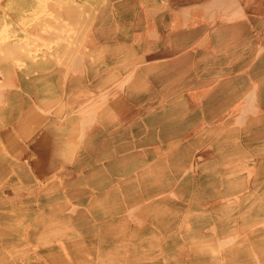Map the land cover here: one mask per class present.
<instances>
[{
	"label": "rangeland",
	"instance_id": "1",
	"mask_svg": "<svg viewBox=\"0 0 264 264\" xmlns=\"http://www.w3.org/2000/svg\"><path fill=\"white\" fill-rule=\"evenodd\" d=\"M110 1L0 0V256L264 264V0L230 24L248 49L179 47L136 2L99 32Z\"/></svg>",
	"mask_w": 264,
	"mask_h": 264
},
{
	"label": "bare ground",
	"instance_id": "2",
	"mask_svg": "<svg viewBox=\"0 0 264 264\" xmlns=\"http://www.w3.org/2000/svg\"><path fill=\"white\" fill-rule=\"evenodd\" d=\"M71 1H75V2H78L79 4L80 3V0H71ZM173 1V2H172ZM170 5H168L167 7H152L148 4L149 0H122V1H119V2H115L114 0H111L108 5L106 7L103 8L104 4H99L98 6V10H99V13H98V31L100 32H103L105 31L108 27H111V23L107 21L106 17L108 16V14L110 12H112L113 14H115L116 12H118V10L120 11H125V12H131L132 11V6H133V3L136 2L137 5H138V8L139 10L136 8L134 9L136 12H144L143 14L149 16V15H152L150 21H145L143 20L141 22V25H145V26H150L152 28H158V29H164L166 27H169L168 25H166L162 20L164 17H168L170 18V27L172 28H176L177 31L179 32L177 34V40L179 43L178 46L181 47V46H185V45H188L189 44V40L190 38L192 37V35L198 31L200 28L202 27H205V26H209V27H212L213 28V31H214V34L211 35L210 37V40L211 42L213 43L214 39L216 40H219V41H226L228 44L231 43L232 46L234 47H237L239 46V49L240 47L242 48H250L249 44L252 43V40L251 39H248L247 37L246 38H242L241 39V36L238 37L237 39L235 38V40H232L230 41V36L232 34L231 30H235V29H232L230 24H233V22H237V20H239L240 18H243L245 19L246 17V12H248L249 10H253V9H249L250 6L252 5L251 1L249 0V4L248 3H245V1H248V0H244V1H241V0H172ZM46 2V1H45ZM226 2H230V10L228 11L227 10V13H218L216 12V10L214 11V9H219L220 10L222 9L223 10V7H225L224 4H226ZM255 2V0H254ZM2 3V2H1ZM228 5V3H227ZM226 5V6H227ZM18 8L19 9H26V10H30V9H33L34 6H33V3L31 2V0H25L24 3H19L18 4ZM229 9V8H228ZM225 10V9H224ZM35 11V10H34ZM40 12V11H39ZM42 12V11H41ZM41 12L39 14H41ZM49 12V11H48ZM215 12V13H214ZM51 13V12H50ZM37 14V13H36ZM52 14V13H51ZM38 15V14H37ZM136 16V15H135ZM52 18H53V15H52ZM54 19V18H53ZM58 20V19H57ZM217 21V20H220L218 22V24H213V21ZM56 22V21H55ZM47 23V22H46ZM139 22L136 21H132L131 24L132 26H137ZM221 23V25H219ZM6 25V24H4ZM217 25H219L220 27V30L217 29L219 27H217ZM43 26V25H42ZM41 27V26H40ZM44 27V26H43ZM60 27V26H59ZM59 27L58 28V32L60 31L59 30ZM3 28V27H2ZM7 28V27H6ZM34 28V27H33ZM49 28V27H48ZM234 28V27H233ZM38 29V28H36ZM53 29V28H51ZM50 29V30H51ZM7 30V29H6ZM57 30V29H56ZM54 30V31H56ZM71 30V29H70ZM69 30V31H70ZM243 30L242 27H236V30H235V33L236 34H240L242 33L241 31ZM39 32L41 31V34H42V31L43 33H47V31H44V30H38ZM37 30L34 32H38ZM49 31V30H48ZM72 31V30H71ZM3 32V31H2ZM26 32V30H25ZM61 32V31H60ZM59 32V33H60ZM63 32V31H62ZM62 32L59 34L60 37H63L61 36ZM27 33V32H26ZM45 33V34H46ZM28 34V33H27ZM30 34V33H29ZM36 34H39V33H36ZM43 34V35H45ZM48 34V33H47ZM40 35V34H39ZM42 35V36H43ZM55 35V34H54ZM155 35V34H153ZM169 35V34H168ZM32 36V34H31ZM30 36V37H31ZM34 36V35H33ZM41 36V35H40ZM52 36V35H51ZM66 36V35H65ZM258 36V35H257ZM260 36V35H259ZM258 36V37H259ZM37 35L34 37L36 39ZM6 38H7V34H6ZM5 38V39H6ZM33 38V40L35 41V39ZM51 38V37H50ZM53 38V37H52ZM58 38V37H57ZM112 38V37H111ZM251 38V37H250ZM23 39V38H22ZM32 39V38H31ZM39 39V38H38ZM54 39V38H53ZM63 39V38H62ZM2 40V38H1ZM41 40V39H40ZM58 40V39H56ZM60 40V39H59ZM65 40V39H64ZM63 40V41H64ZM188 40V41H187ZM37 41V40H36ZM35 43H38L36 42ZM44 41V40H43ZM169 41V40H168ZM28 42V41H27ZM40 42V41H39ZM15 43V46L17 45H21V42L20 41H15L13 42ZM41 43V42H40ZM40 43L38 45H40ZM45 43V42H43ZM32 44V43H31ZM120 44V43H119ZM29 45V44H27ZM74 45V44H73ZM14 46V47H15ZM42 45H40V48H41ZM44 46V45H43ZM50 46V45H49ZM189 46V45H188ZM258 46V45H257ZM11 49H12V52L14 51L15 48H13V45L11 46ZM38 47V46H36ZM186 48V47H185ZM262 48V47H261ZM23 49V48H22ZM51 49V47H50ZM172 49H174V46H172ZM236 49V48H235ZM149 50V49H148ZM243 50V49H242ZM30 51V50H29ZM37 50H35L36 52ZM93 51V50H92ZM96 51V50H95ZM183 51H186L183 50ZM244 50V53L247 52L246 55H244V58L249 55V51H246ZM235 52V51H234ZM94 53V51H93ZM181 53V52H180ZM178 54L177 56L181 57L180 55L181 54H184V53H181V54ZM186 53V52H185ZM187 54V53H186ZM231 54H234L233 52L230 53ZM241 54V53H240ZM239 55V54H238ZM6 56V55H5ZM13 56V55H12ZM185 56V54H184ZM92 57V56H91ZM183 57V55H182ZM243 57V56H242ZM65 58V57H64ZM81 58V57H80ZM237 58V57H236ZM69 59V58H68ZM177 59H179L177 57ZM203 60V59H202ZM205 60V59H204ZM76 61L78 62V60L76 59ZM201 61V60H200ZM17 62V61H16ZM88 62V61H87ZM168 63V61H166ZM165 62V64H166ZM164 64V65H165ZM170 64H171V61H170ZM167 65V64H166ZM169 65V63H168ZM167 65V66H168ZM63 68V67H62ZM188 72V71H187ZM130 78V77H129ZM127 78V79H129ZM254 87V86H253ZM252 87V88H253ZM184 88V87H183ZM111 96V95H110ZM250 97V96H249ZM255 97V96H254ZM253 97V98H254ZM108 99V98H107ZM159 101V100H158ZM254 101V100H252ZM256 102V101H255ZM251 104V103H250ZM247 105V104H246ZM91 109V108H90ZM245 109V108H244ZM251 112V111H250ZM87 113V112H86ZM255 114V113H254ZM242 122V121H240ZM244 122V121H243ZM80 124V123H79ZM159 148V147H158ZM48 155V154H47ZM46 164V163H45ZM49 164V163H48ZM51 164V163H50ZM53 165V164H52ZM44 173V172H43ZM251 173V172H250ZM248 172V174H250ZM12 181V180H11ZM15 187V186H14ZM215 192V191H214ZM218 192V191H217ZM40 197V196H39ZM47 197V196H46ZM38 198V197H37ZM42 199V197H40ZM38 198V199H40ZM45 199V198H44ZM193 199V198H192ZM247 199V198H246ZM12 200V195L10 196H4V197H1L0 198V203H4V204H8L10 203ZM40 203V202H39ZM253 204V203H252ZM224 205V204H223ZM137 206V205H136ZM140 207V206H139ZM46 209V208H45ZM245 210V209H244ZM128 211V210H127ZM39 212V211H38ZM47 212V210H46ZM18 214V213H17ZM186 215V214H185ZM77 216V215H76ZM131 218V217H130ZM181 222V221H180ZM140 223V222H139ZM257 223V221H256ZM261 224V223H260ZM246 234V233H245ZM245 236V235H244ZM218 239V238H217ZM244 239V238H243ZM231 241V240H230ZM205 242V241H204ZM207 242V241H206ZM62 243V242H61ZM221 246V245H220ZM224 246V245H223ZM219 249V248H218ZM224 249V248H223ZM67 250V249H66ZM214 250V249H213ZM10 251V250H9ZM67 252V251H66ZM214 252V251H212ZM220 252V251H219ZM160 253V252H159ZM14 254V253H12ZM15 254H16V251H15ZM68 255V254H67ZM16 256V255H15ZM92 256V255H91ZM89 257V256H88ZM18 258V257H17ZM68 258V257H67ZM19 259V258H18ZM20 259H22V262L23 264H49V262L47 260L43 261V260H40V256H34L32 255L31 256V259L28 260V259H23V257L21 256ZM34 259V260H33ZM51 259V258H50ZM17 259L14 257V256H11V258H5L4 256H0V264H17ZM50 261V260H49Z\"/></svg>",
	"mask_w": 264,
	"mask_h": 264
}]
</instances>
